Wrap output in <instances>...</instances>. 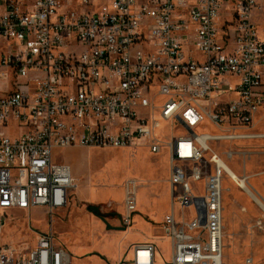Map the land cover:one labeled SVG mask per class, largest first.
I'll use <instances>...</instances> for the list:
<instances>
[{"label": "built area", "instance_id": "1", "mask_svg": "<svg viewBox=\"0 0 264 264\" xmlns=\"http://www.w3.org/2000/svg\"><path fill=\"white\" fill-rule=\"evenodd\" d=\"M258 7L0 0V236L16 211L52 216L67 206L76 180L60 151L145 148L169 157L173 207L160 228L171 257L158 263L157 246L142 243L131 246V258L106 264H224V184L234 179L223 163L252 160L264 141L256 125L264 111ZM225 143L235 149L219 152ZM140 185L124 184V230L133 226ZM0 264L75 263L46 232L33 244L0 243Z\"/></svg>", "mask_w": 264, "mask_h": 264}, {"label": "rangeland", "instance_id": "2", "mask_svg": "<svg viewBox=\"0 0 264 264\" xmlns=\"http://www.w3.org/2000/svg\"><path fill=\"white\" fill-rule=\"evenodd\" d=\"M259 3L253 23L264 41V0ZM256 125L259 133L264 134V111ZM11 137L14 138L12 134ZM252 143L241 148L249 149ZM254 147L257 154L252 160L243 156L227 163L240 177L249 178L257 196V192L264 196V155L260 154L264 151V141L255 143ZM217 149L221 152L235 147L225 143ZM58 156L61 163L72 167L76 184H80L70 192L67 206L55 210L52 216L43 208L16 211L5 221L1 244H33L36 234L53 232L57 243L67 249L75 264H106L125 257L131 246L152 239L157 246L158 263L171 257V241L163 237L159 223H151L149 217L145 220L151 223L153 230L135 218L137 225L122 231L127 180L141 181L137 195L140 208L145 204L143 209L158 220L171 212L172 199L167 185L169 163L165 151L153 155L145 148H79L70 153L60 151ZM224 189V264H246L248 259L264 264V211L234 181L226 179ZM92 192L98 195L97 200L91 199ZM88 207L99 209V215L97 211L96 215L90 212ZM194 213L195 208L185 211L189 220ZM180 214L177 209V215Z\"/></svg>", "mask_w": 264, "mask_h": 264}, {"label": "crops", "instance_id": "3", "mask_svg": "<svg viewBox=\"0 0 264 264\" xmlns=\"http://www.w3.org/2000/svg\"><path fill=\"white\" fill-rule=\"evenodd\" d=\"M258 4H259V6H260V3H259V0H258ZM259 8V7H258ZM255 13H257V10L254 12V14ZM254 16V15H253ZM74 149H79V148H71V149H67V150H65L66 152H68V153H70V152H73L74 151ZM167 160H168V163H169V157H168V155H167ZM73 173H74V171H73ZM169 178H170V163H169ZM169 178H168V181H167V185H168V189L170 188V185H169ZM76 180V179H75ZM78 182H81V181H79V179H78ZM141 182V181H140ZM126 183V182H125ZM124 183V184H125ZM78 185H80L79 183L78 184H76V187L78 186ZM82 188V187H81ZM80 190H78V192H79ZM93 193V192H92ZM124 193H125V191H124ZM170 193H171V191H170ZM80 195H82V194H80ZM81 198H83V197H81ZM91 199H96L97 200V196H96V194L95 193H93V196H91ZM171 199H172V197H171ZM84 200L85 201H87V202H90L89 200H87L86 198H84ZM93 202V201H92ZM145 207V204H142V208H140V206H139V203H138V210H137V213H136V215H135V217H134V221H135V218H136V220L139 218L140 220H142V224H143V226L144 227H148V228H150V229H154L152 226H151V223L153 222V223H159V225L161 226V224L163 223V221H164V219H165V217L168 215V214H170L171 212H169V213H166L165 214V216H164V218L162 219V220H158L155 216H153L151 213H149L148 211H146V210H144L143 208ZM172 207H173V201H172ZM171 211H172V208H171ZM124 213H125V211H124V209H123V213H122V215H124ZM138 215V216H137ZM145 217H149L150 218V221H151V223H149V222H147L145 219ZM136 226L137 225V223H135V222H133V226ZM131 229V228H130ZM129 230V229H128ZM128 230H126V231H128ZM144 243H153V240L152 239H147V240H145L144 241ZM132 257V254L131 253H128L127 254V258L129 259V258H131Z\"/></svg>", "mask_w": 264, "mask_h": 264}, {"label": "bare ground", "instance_id": "4", "mask_svg": "<svg viewBox=\"0 0 264 264\" xmlns=\"http://www.w3.org/2000/svg\"><path fill=\"white\" fill-rule=\"evenodd\" d=\"M223 165L227 168L228 173L233 177L236 184L239 185V187L246 192V194L251 197L257 205L264 211V196H262L259 192L257 196L254 192V189L252 187V184L245 182L242 177H240L228 164ZM76 186V185H75ZM255 188V187H254ZM94 193V192H93ZM96 194V193H95ZM138 195V192H137ZM98 197V195H97ZM138 198V197H137ZM226 220V219H225ZM224 220V221H225ZM253 260V259H252ZM254 261V260H253Z\"/></svg>", "mask_w": 264, "mask_h": 264}, {"label": "trees", "instance_id": "5", "mask_svg": "<svg viewBox=\"0 0 264 264\" xmlns=\"http://www.w3.org/2000/svg\"><path fill=\"white\" fill-rule=\"evenodd\" d=\"M88 210H89L90 212H93V211L95 210V208H94V207H88Z\"/></svg>", "mask_w": 264, "mask_h": 264}, {"label": "water", "instance_id": "6", "mask_svg": "<svg viewBox=\"0 0 264 264\" xmlns=\"http://www.w3.org/2000/svg\"><path fill=\"white\" fill-rule=\"evenodd\" d=\"M93 214H95L96 215V212H94ZM99 217V216H98ZM101 218V217H100ZM102 220H104L105 221V219L104 218H101ZM122 231H124V229H122Z\"/></svg>", "mask_w": 264, "mask_h": 264}, {"label": "flooded vegetation", "instance_id": "7", "mask_svg": "<svg viewBox=\"0 0 264 264\" xmlns=\"http://www.w3.org/2000/svg\"><path fill=\"white\" fill-rule=\"evenodd\" d=\"M95 211H97L96 209L92 212V213H94ZM99 212V209H98V211H97V213ZM98 215H99V213H98Z\"/></svg>", "mask_w": 264, "mask_h": 264}]
</instances>
